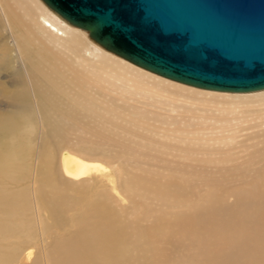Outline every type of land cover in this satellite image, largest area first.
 <instances>
[{
  "label": "rangeland",
  "instance_id": "1",
  "mask_svg": "<svg viewBox=\"0 0 264 264\" xmlns=\"http://www.w3.org/2000/svg\"><path fill=\"white\" fill-rule=\"evenodd\" d=\"M88 40L94 43L89 36ZM86 44L82 41L78 46L82 57L87 56ZM115 71L114 79L106 82L103 77L104 83L96 82L91 91L93 109L109 116L90 126H75V143L62 148L89 154L107 167L105 184L110 187L112 182L122 195L124 216L137 239H143V247L151 249L149 264H217L235 246L249 243L253 247L240 255H256L258 264H264V223L250 217L254 211L264 214V100L241 103L227 95L171 87L157 78L148 81L141 78L143 73L137 75L123 67ZM2 183V189L29 192L24 183H17L16 189L5 185V180ZM99 191L85 186L82 197L63 191L64 196L55 198L52 205L64 206L59 215L62 227H51L48 234L57 240L67 238L66 231L79 227L81 216L98 209ZM24 198L21 205L26 208L31 205V194L25 193ZM89 204L94 206L88 210ZM197 208H209L215 214L226 208L234 222L213 223L205 230L192 227L188 220ZM43 212L51 213V208ZM7 241L13 255L25 246L24 240L19 245L9 237ZM104 241L99 236L91 248L102 249ZM200 247L208 255H198ZM55 248L58 255H64L69 245ZM135 255H139L137 250L126 256ZM1 256H7L3 250ZM33 264H43L42 253H35Z\"/></svg>",
  "mask_w": 264,
  "mask_h": 264
},
{
  "label": "bare ground",
  "instance_id": "2",
  "mask_svg": "<svg viewBox=\"0 0 264 264\" xmlns=\"http://www.w3.org/2000/svg\"><path fill=\"white\" fill-rule=\"evenodd\" d=\"M82 41H87L83 49L86 57L78 49ZM116 67L137 75L143 73L141 78L148 81L157 78L171 87L227 95L241 103L264 100V89L253 93H222L158 78L129 66L92 43L86 31L67 23L42 0H0V80H5L0 82V184L4 185L5 180V185H14L16 189L21 182L29 189L20 193V190L0 188V250L7 255L5 259L0 257V264H33L35 253L39 252L43 264H149L151 249L143 247V239H137L138 234H134L130 220L124 216L122 195L112 182L110 187L105 184L107 167L89 154L62 148L66 143H75L76 138L72 139L75 126H90L95 120H106L109 116L105 111L102 113L106 116H102L93 109L95 100L91 91L103 77L106 82L114 79ZM85 186L102 189L97 196L100 206L81 216L80 226L66 231L67 238L54 239L48 231L51 227H62L59 215L64 208L62 204L53 209L54 199L62 198L63 191L82 197ZM25 193L31 194V211L30 206L21 205ZM133 205L138 209L137 202ZM90 206L94 205L89 204L86 209ZM46 208H51V213L44 214ZM191 217L188 220L191 226H202L196 227L202 230L213 223L234 222L226 208L219 209L218 214L209 208H197ZM250 217L264 223V214L254 211ZM177 225L183 227L179 222ZM99 236L105 238L102 249L91 248ZM7 237L16 245L25 241L19 255H13V247L6 244ZM58 245H69L64 255L57 254ZM251 247L253 243L237 245L217 264H258V256L240 255ZM135 250L140 258L126 256ZM198 255H208L207 249L200 247Z\"/></svg>",
  "mask_w": 264,
  "mask_h": 264
},
{
  "label": "water",
  "instance_id": "3",
  "mask_svg": "<svg viewBox=\"0 0 264 264\" xmlns=\"http://www.w3.org/2000/svg\"><path fill=\"white\" fill-rule=\"evenodd\" d=\"M91 40L164 79L264 89V0H42Z\"/></svg>",
  "mask_w": 264,
  "mask_h": 264
}]
</instances>
